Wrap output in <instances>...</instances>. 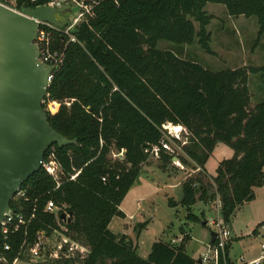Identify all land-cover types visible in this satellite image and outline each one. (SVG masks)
<instances>
[{"label": "trees", "instance_id": "16d2710c", "mask_svg": "<svg viewBox=\"0 0 264 264\" xmlns=\"http://www.w3.org/2000/svg\"><path fill=\"white\" fill-rule=\"evenodd\" d=\"M208 3L222 5L231 17H255L259 35H264V0L105 2L96 17L71 33L74 41L50 34V48L63 53V62L48 85L43 110L49 125L75 143L49 147L39 171L11 199L13 213L33 219L26 230L7 237L10 250L3 252L5 263L0 264L20 260L25 240L31 244L37 233L49 236L60 225L70 242L87 249L77 264H196L185 254L190 239L186 224L179 228L181 243L155 242L146 259L138 255L133 240L108 229L114 217L124 218L120 205L151 156L163 171L173 157L184 167L199 169L181 183L180 202L168 200L169 207L184 209L187 222L202 223L204 215L193 213L197 202L208 206L217 197L228 225L253 200L254 188L264 186V100L250 108L247 84L249 74L264 76V67L213 72L157 49L159 41L190 46L197 40L205 54L214 55L206 30L213 20L204 11ZM35 4L15 0V9ZM45 103L58 104L57 111L50 113ZM168 124L187 133L179 156L162 147L168 144ZM217 144L229 147L233 155L219 163L212 177L204 166ZM50 161L55 176L44 168ZM49 201L58 213L45 212ZM69 212V222L61 219ZM145 226H135L136 239ZM75 263L73 257L64 260Z\"/></svg>", "mask_w": 264, "mask_h": 264}, {"label": "rangeland", "instance_id": "374dc122", "mask_svg": "<svg viewBox=\"0 0 264 264\" xmlns=\"http://www.w3.org/2000/svg\"><path fill=\"white\" fill-rule=\"evenodd\" d=\"M204 11L213 17L206 30L211 35L210 47L214 55L205 54L197 45V40L190 46H180L167 41H159L157 49L170 50L179 58L196 62L204 68L216 72L222 70H234L241 67H264V35H259V28L255 17H231L226 13L225 8L219 4H206ZM248 89L250 93V108L264 100V76L261 74L248 75ZM44 101L42 102L43 105ZM46 109L50 113H55L58 109L56 103H45ZM172 125L164 127L168 136V146L175 155H181V145L187 143V133L179 131L173 132ZM172 130V132H171ZM233 151L223 145L218 144L210 155L205 165L209 176L215 174L219 163L230 159ZM113 159L115 156H112ZM152 172L142 175L125 200L122 201V209L128 214L126 219L114 217L109 226V230L115 234H128L137 241L138 255L146 259L153 243L163 241L171 244L173 239L178 238L181 233L179 228L184 227L189 234V241L185 246V254L197 260L207 249L210 242L209 231L212 227L206 225L187 222L186 212L181 208H171L168 200H179L182 197L180 184L181 178L176 175L177 170L188 175L195 174L189 167H184L177 160L172 161L167 170L163 171L156 166L157 161L154 156L149 158ZM205 169V168H204ZM199 171V169H197ZM205 170V171H206ZM264 171V167H263ZM193 172V173H191ZM254 198L251 202L243 205L231 219L228 229L230 231V251L229 258L233 263H239L240 258L249 262L258 256L259 247L264 243V229H260L264 222V187L254 188ZM193 207V213L197 216L204 215L203 221L213 217L214 201L205 209L201 202H197ZM209 210V211H208ZM131 215L133 217L129 218ZM146 223L144 229L140 231L136 240V224ZM256 229V233L253 231ZM63 227L45 236L43 253L39 258H29L25 253L17 264H64V258L60 255L58 247H67L64 244L67 239L62 233ZM79 245V244H78ZM176 245V244H171ZM80 246V245H79ZM81 248H84L81 246ZM87 253L71 252L77 262ZM58 257V258H56ZM61 258V259H60Z\"/></svg>", "mask_w": 264, "mask_h": 264}, {"label": "water", "instance_id": "95a60500", "mask_svg": "<svg viewBox=\"0 0 264 264\" xmlns=\"http://www.w3.org/2000/svg\"><path fill=\"white\" fill-rule=\"evenodd\" d=\"M68 12L48 7L17 12L0 0V223L21 185L41 168L47 149L75 143L48 123L42 102L52 68L39 62L34 44L37 22L61 27ZM71 217V212L61 215L67 222ZM209 236L213 243L215 233Z\"/></svg>", "mask_w": 264, "mask_h": 264}, {"label": "built area", "instance_id": "2783aa9c", "mask_svg": "<svg viewBox=\"0 0 264 264\" xmlns=\"http://www.w3.org/2000/svg\"><path fill=\"white\" fill-rule=\"evenodd\" d=\"M35 1L36 0H30V3L35 4ZM121 1L122 0H49L44 5L35 4L31 7H48L57 11H69L68 13L61 16L66 17V22L63 21L61 27H56L46 22H37L38 27L35 33L34 44L38 48V60L43 65L52 68V72L47 78L48 85L53 78V73L63 62V53L60 51H52L50 48V34L55 31L70 37L71 41H74L71 33L82 23L96 17L98 8L103 3L109 2L114 6H119ZM2 4L19 12L15 9V0H2ZM166 139L169 141L168 137H166ZM162 147L167 151H171L167 143L163 144ZM121 155L122 152L119 154V156ZM173 159L177 160L176 157H173L172 160ZM44 168L50 175H56V167L53 161H50L48 164L44 165ZM73 178L74 177H72V179ZM18 195L23 196L21 193ZM214 204L215 210L213 211V217L206 221V225L213 228V230L210 231L214 232L216 237L213 243H208L207 249L199 257L201 264H218L220 260L223 261V264H264V243H262L259 247L258 256L249 262L244 261L243 258H240L239 263H233L230 260L229 255L226 254V247L229 245L231 238L230 231L228 229V225L223 221L220 215V202L217 197L214 200ZM59 211V208H57L53 202H47L45 206L46 213H58ZM62 215H65V217L68 216L67 213H63ZM32 219V215L28 218L23 213H13L11 210L4 214L0 223V263H5V260L2 256L3 252L10 250V245L6 242L7 237L11 234L19 232L20 230H26ZM260 229H264V222L261 224ZM44 238L45 235L43 232H41L36 234L31 244H27V241L25 240L22 243L20 255L23 256L25 253H27L29 258H39L43 253ZM182 239L183 236L180 235L178 238L176 237V239H173L171 244L178 245L181 243ZM64 244H70L68 248L64 247L65 245L63 247H58L60 255L64 259L70 258V254L73 251H84V248H81V246L70 242L69 240ZM18 261L19 260L16 259L12 264H16Z\"/></svg>", "mask_w": 264, "mask_h": 264}, {"label": "crops", "instance_id": "0c3cea01", "mask_svg": "<svg viewBox=\"0 0 264 264\" xmlns=\"http://www.w3.org/2000/svg\"><path fill=\"white\" fill-rule=\"evenodd\" d=\"M169 126H170V124H168ZM173 127V126H172ZM181 131H184L185 133H186V131L181 127V126H179L178 127ZM218 145V144H217ZM214 151V150H213ZM213 153V152H212ZM149 161V160H148ZM172 161H174V160H172ZM147 163H149V162H147ZM207 163V162H206ZM206 165V164H205ZM153 166H156L157 167V163H156V165L154 164ZM151 166H149L148 167V165H144L143 166V168H142V172H141V174H140V176H139V178H138V180H137V182L136 183H138L139 182V180H140V178H141V176L142 175H145L146 177H147V175H149L151 172H152V169L150 168ZM204 168H205V170H206V167L204 166ZM167 170V169H166ZM192 171H194V170H192ZM198 170L196 169L195 170V172H197ZM191 173H193V172H191ZM206 173H207V170H206ZM175 174L176 175H180L181 176V178L179 179V181H178V183L180 184V187H181V183L185 180V178L188 176V174H186L185 172H183V171H179V170H177L176 172H175ZM208 174V173H207ZM215 175V174H214ZM213 175V176H214ZM212 176V177H213ZM135 183V184H136ZM134 184V185H135ZM133 185V186H134ZM132 186V187H133ZM131 187V188H132ZM131 188H130V190H129V192L131 191ZM129 192L127 193V195L129 194ZM126 195V196H127ZM126 196H125V198H126ZM125 198H124V200H125ZM182 198V197H181ZM181 198L179 199V200H173L174 202H176V203H179L180 202V200H181ZM123 200V201H124ZM123 203V202H122ZM122 203H121V205H120V210L123 212V214H124V218L123 219H126V217H128V214L122 209ZM202 204V203H201ZM203 205V207H205V209L207 208V207H209V206H205L204 204H202ZM196 206V205H195ZM178 208H181V207H177V209ZM182 209V208H181ZM179 210V209H178ZM182 210H184V209H182ZM209 211V210H208ZM131 217H133V215H131L129 218H131ZM111 222H112V220H111ZM111 222H110V224H111ZM110 224H109V226H110ZM137 225V224H136ZM109 226H108V229H109ZM182 226V225H181ZM228 226H229V224H228ZM132 233H134V228H133V230H132ZM113 234H115V233H113ZM188 234V233H187ZM115 235H125V236H127V237H129L131 240H133L132 238H131V236L130 235H128V234H115ZM189 235V234H188ZM138 239V238H137ZM136 239V240H137ZM133 242L137 245V247H138V244H137V241H135V240H133ZM230 251V250H229ZM199 259V258H198ZM17 264V263H16Z\"/></svg>", "mask_w": 264, "mask_h": 264}, {"label": "bare ground", "instance_id": "6f19581e", "mask_svg": "<svg viewBox=\"0 0 264 264\" xmlns=\"http://www.w3.org/2000/svg\"><path fill=\"white\" fill-rule=\"evenodd\" d=\"M172 130H173V132H175V133H177V132L180 131V129H179L178 127H173ZM172 130H171V132H172Z\"/></svg>", "mask_w": 264, "mask_h": 264}]
</instances>
